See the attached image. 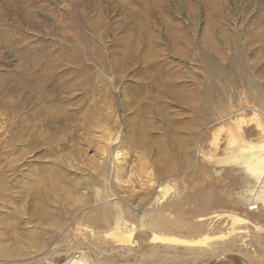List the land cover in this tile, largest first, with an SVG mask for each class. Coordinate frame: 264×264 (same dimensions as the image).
I'll return each instance as SVG.
<instances>
[{
  "label": "rangeland",
  "instance_id": "rangeland-1",
  "mask_svg": "<svg viewBox=\"0 0 264 264\" xmlns=\"http://www.w3.org/2000/svg\"><path fill=\"white\" fill-rule=\"evenodd\" d=\"M4 1L0 0V198H10L8 201L13 200L14 205H0V219L4 217L0 225V264H245L244 258L252 261V250L246 256L227 252L195 259L189 256V250L182 251L183 246H177V251L166 240L155 241L150 228L137 225L95 228L97 236L87 244L77 234L62 238L57 228L39 229L36 219L33 223L24 222L30 220L32 195L40 189L52 196V208H66V200L62 203L61 190L55 184L64 171L85 181L81 187L71 183L77 202L93 200L95 193L89 185L98 177L93 169L105 155L106 138L116 139L118 135L113 143L124 137V158L118 174V184L123 187L121 196L134 190L144 193L154 181L153 200L161 194V188L169 189L170 195L164 199L189 201L183 209H199L195 215L264 214V201L260 198L264 179L257 182L237 160L242 149L253 150L251 146L264 144V77L255 73L260 84H248L233 60L241 51L243 64L250 70L264 67V0H28L17 14ZM27 11L35 24H25ZM26 46L32 54L42 49V58L36 61L42 59V64L46 62L62 74L70 72L62 79L63 91L58 98L54 89H45L49 97L46 102L52 105L49 109L57 112L63 107L65 113L60 116L66 118L62 123L46 122L36 146L28 141L16 143L7 130L15 128L8 122L11 115L23 118L36 108L31 105L28 112L23 103L25 80L17 78L21 70L35 62L28 59ZM81 64L90 79L74 78L72 71ZM161 66L189 73L177 83L185 82L193 88L196 77L203 82L204 113L197 112L195 99L188 101L180 94L161 97L157 84L153 89L141 87L148 74L157 70L154 67ZM87 79L89 83L84 86L89 91L77 86ZM16 82L21 83L22 94L9 96L6 88L15 91ZM70 84L76 86L66 87ZM149 99L153 102L147 110ZM194 115H206L200 127L201 141L197 131L190 133L179 126L182 123L191 127ZM148 120L152 121L151 129L146 125ZM230 140L236 143L229 145ZM169 164L174 167L167 173ZM214 195L216 199L224 196L228 204L212 201ZM197 196L201 199L196 202ZM192 216L188 217L192 220ZM226 220L230 221L227 217ZM14 222L15 227L6 226ZM134 222L138 223V219ZM257 222L264 224V216ZM187 229L185 233L194 228ZM182 231H161L157 236L176 238ZM203 231L208 232L206 227ZM98 238L102 240L98 242ZM136 241L138 246L134 245Z\"/></svg>",
  "mask_w": 264,
  "mask_h": 264
},
{
  "label": "bare ground",
  "instance_id": "bare-ground-1",
  "mask_svg": "<svg viewBox=\"0 0 264 264\" xmlns=\"http://www.w3.org/2000/svg\"><path fill=\"white\" fill-rule=\"evenodd\" d=\"M3 4L6 7H8L10 11H13L14 13H16V11H19L18 9H23L26 7V5L28 4V0H5ZM24 17H25L24 21L26 25L27 24L32 25V23L35 24L36 21L29 11L24 13ZM30 47H32V45H30ZM30 47L26 46L25 52L28 55V57L30 56V58L28 59L30 60L34 59L35 62L32 63V66L28 68L25 67L26 69L24 68L25 71L23 72L21 69H19L21 70V72H20V75L17 76V78L25 80V84L23 83L25 85L24 86L25 87V90H24L25 100L23 103L28 109V112L32 109L30 108L31 105H35L36 108L31 110L27 115H24L23 118L22 117L19 118L18 117L19 115H11L8 122L11 127L15 126V128L13 129L9 128L7 130L12 133L11 138L10 136L9 138L13 141L15 140L16 143L19 141L26 143V141H28V143L30 142L32 146H36L40 144V134L39 133L41 131V128L43 127V125H45L46 122H48L49 124L62 123L64 119L66 118L64 116L62 117L60 116L63 113H65V110L63 107H61L60 110H57V112L51 111L49 109L52 105L46 102L48 95L46 94L45 89H47V87L51 88L52 90L54 89V93L57 94V98H58L59 93L63 91L62 79L65 75L69 74L70 72L68 71L62 74L60 70L57 71V69L53 68V66L52 68H50L48 65L45 64L46 62L42 64V61L44 60L41 59L42 60L41 61L39 59L38 61H36L38 58H42L39 52V50L41 51L42 49H39L38 51L32 54L29 52ZM241 55H242V52L239 51L238 53H236L233 59L235 62V65L240 66V69L238 67L240 77L244 79V81L250 85H259L260 83L256 79L257 77H254V76L256 75L255 73H260L261 77L263 78L264 77V67L258 68L256 70L254 69V71L250 70L249 67L243 64ZM57 56L58 55H56V57ZM48 58H51V57L48 56ZM154 69H157V70L148 74L147 78L144 81H142L141 87H145V88L149 87L153 89V87L157 84L158 88L161 91V95H162L161 97H165V95H173V94L177 96L178 94H180L182 97H185V100L191 101L195 99L196 105H197L196 106L197 112L201 114L204 113L205 106H204L203 100L205 99V94L203 92L204 89H202V86H203L202 81L198 80V78L196 77V79H194L193 88H191L189 85H186L185 82L182 84L178 82L180 85L177 86L178 84L177 80L178 79L180 80L181 78L188 76L189 74L188 72H186L185 70L181 71V70L172 69V68L170 69L168 67H162V66L161 68L154 67ZM82 70L84 71L82 64H81L78 66V68L75 71H72V73L75 76L74 78L79 79L82 76L84 79L85 78L90 79V76L88 77L87 73L83 72ZM88 79L85 82L83 80L80 81L81 84H77V86H80V87L84 86L85 83L89 81ZM263 85L264 84H262V86ZM13 86L16 88L15 91L13 88L12 89L6 88V93L12 97L14 95H21L22 94L21 93V86H22L21 83L16 82ZM73 86H76V84H70V85H67L66 87L73 88ZM83 88L86 90L88 87L84 86ZM86 91H89V88ZM51 95H53V98H54L55 95L52 94V92H51ZM207 97L210 98V95H208ZM152 102L153 101L149 99V102L146 105L147 110L150 109L147 106H152ZM20 104L23 105L21 101H20ZM48 116L51 118H48ZM147 116L149 117L151 115H147ZM204 116L206 115H194V120L191 121L192 123L191 127L182 126V123H180L179 126L182 127L181 129L183 128L189 129L191 131L190 133L197 131L198 139L199 141H201L200 127H203L205 123L206 119ZM16 123L18 125H16ZM66 124L68 123L66 122ZM146 125L148 126L149 129L153 127L152 121L150 120L146 121ZM15 132H18V133H15ZM233 134H234V130H233ZM233 134H231V137L233 136ZM113 137L108 136L106 138V143L103 148L105 155L102 161H100L97 165H95L93 169V172L98 173V177H96L97 179L96 181H94V184L89 185L91 187L89 189H91L95 193L94 199L92 198L93 200L89 202L87 200H86L87 202L86 201L77 202V198H74V195L72 196L74 192L72 193L71 191L73 190L72 188L73 186L71 185V183L75 182L80 186L81 183H84L85 181L83 182L80 178H74L73 176L70 177V175L64 171L65 169L64 167V169L62 170L64 172L60 173L61 178L59 177L58 178L59 180L56 179L58 182H55V184H57L58 190L59 189L61 190V195L63 197L62 203L64 200H66V204H67L66 208L61 209V210L58 208H55V209L52 208L51 206H54L52 196H50L49 194H46V192L45 193L42 192V190L40 189L39 191L34 192L32 195L33 203L30 208L31 212H29L30 220L24 223H33L34 219H36L37 222L35 224L38 225L37 227L39 229L40 228L46 229L50 227L48 229L51 230V229L57 228V230L61 232L60 237L62 236V238H64L68 234L72 235L73 233V234H77L78 236H83L84 242L86 243L87 241H90L92 237L97 236V234L95 233V228L104 230L114 225H115L114 227H117V228L119 227L132 228V226L137 225V227H140V228L142 227L150 228L149 230H152L154 233L153 239L155 241L166 240L169 244H172L173 246H175L173 248L176 249L177 251L179 249V248L177 249V246L178 247L183 246L184 249H182V251L189 250L191 253L189 256L195 259H197L198 257L207 258V259L211 257H218L220 255L226 254L227 252L242 254L246 256L249 253V250L250 251L252 250L253 260L250 261L248 258L246 259L244 258V263L245 264H264V224H262L261 222L260 223L257 222V220L258 221L262 220V217L264 216V214L255 215L252 217L236 215V214H231V213L223 214V213H216V212L211 215H207V216L200 215V214L195 215L194 213L198 212L199 209L192 208V207L187 210L183 209L184 205L189 204V201H184V203L180 199H177L176 201H173V202L166 201L164 198H167L170 195L169 189L164 190L161 188V191H162L161 194L157 197L155 196V200H153L152 198L153 195L151 191L152 189H154L153 188L154 181L150 183L148 187L146 186L145 188L146 190L144 191V193L142 192L137 193L135 192V190L134 192H131L128 190L129 193L121 196L119 191L123 189V187L120 186V184H118V181L120 180L118 178V174L122 166L121 160L122 158H124L123 157L124 156V140H123L124 137L121 138L120 142H117V143H113V141L114 140L117 141L119 138V135L117 136L116 139H114ZM4 139L5 137L3 138V140ZM232 141L231 140L229 141V145H233L236 143ZM227 147H230V146H227ZM251 147L254 149L250 150L251 148L246 147L241 150L242 154L240 157L237 158L238 164L244 165V167L252 175V178H254L257 182H261L264 179V144H261L259 146H251ZM143 150L145 151L146 149H143ZM169 160L170 162L173 163V158ZM11 161L12 159L10 160V163ZM71 165L73 164L71 163ZM173 167H174V164L167 165L165 172L169 173L173 171ZM78 170L80 169L78 168ZM80 171L82 172V170ZM89 174H90V171H89ZM115 177L117 178V181H115ZM62 179H64L65 182H62ZM87 181H89V179H86V182ZM148 181L150 182V180ZM262 182L264 183V181ZM234 184H235V181H234ZM128 187L129 186H127V188ZM81 196L83 197V195ZM261 197L264 201V191L262 192V195L260 196V198ZM211 198H212L211 199L212 201L218 200L222 204L223 203L228 204L224 196L220 197L219 199H216L217 197L216 195H214ZM200 199L201 198L199 196L195 197L196 202L199 201ZM8 200H10V198H5V200L1 199L0 205H2L3 207L6 205L7 206L10 205L11 207V204L14 205L13 200L11 201H8ZM190 202H193V201L190 200ZM77 203L80 207L85 206V205L87 207L80 209V207L76 205ZM198 204H201V203H198ZM57 205H59V203ZM255 208L256 207H252L251 209H255ZM15 211L17 212L18 209H16ZM23 212L25 213V211ZM188 216L189 217L192 216L194 217V219L191 220ZM68 217L72 218V219L70 218L71 219L70 222L67 221ZM226 217L230 221H227ZM3 219L4 217L0 219V225H3V221H2ZM136 219H138V223L134 222V220ZM6 226L15 227L16 222L8 223V225ZM191 227L194 228L193 231L190 233H185L186 230H188L187 228H191ZM205 227L208 230V232L206 233H204L203 231ZM183 228L185 229L184 232L182 231ZM161 231H166L167 233H170V234H174L178 231H182V233L175 235L176 238H167L163 236H157V234ZM102 238H104V236ZM102 238H98V242L102 240ZM98 242H91V243L95 245ZM134 245L138 246L139 243L136 241Z\"/></svg>",
  "mask_w": 264,
  "mask_h": 264
}]
</instances>
